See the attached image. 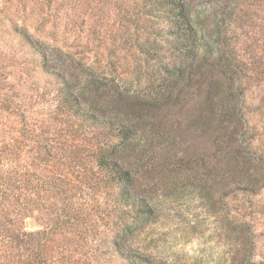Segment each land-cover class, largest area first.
Wrapping results in <instances>:
<instances>
[{"label": "rangeland", "instance_id": "rangeland-1", "mask_svg": "<svg viewBox=\"0 0 264 264\" xmlns=\"http://www.w3.org/2000/svg\"><path fill=\"white\" fill-rule=\"evenodd\" d=\"M44 1L0 0V150H30L21 138L30 118L45 139L59 125L49 111L58 86L42 72L40 58L22 36L38 38L29 26L36 20L30 9ZM50 1L46 33L54 26L56 34L49 44L69 53L59 57V65L68 61L67 75L75 85L97 75L111 87L151 91L137 76L155 67L145 65L138 52L145 39L132 25L138 1ZM185 2L201 38L200 65L176 107L147 115L146 128L172 133L173 146L150 153L154 168L139 180L143 194L154 200L156 217L133 248L169 264H264V190L245 191L264 177L257 168L264 164V0ZM220 32L218 43L214 37ZM224 51L238 81L230 89L219 59ZM230 100L234 104L225 112ZM100 109L109 116L118 111L107 103ZM231 116L240 118V125L233 124L237 130H220L219 121ZM24 226L39 231L38 215ZM94 256L95 264H123L111 253Z\"/></svg>", "mask_w": 264, "mask_h": 264}, {"label": "trees", "instance_id": "trees-1", "mask_svg": "<svg viewBox=\"0 0 264 264\" xmlns=\"http://www.w3.org/2000/svg\"><path fill=\"white\" fill-rule=\"evenodd\" d=\"M135 1L139 10L132 25L145 37L138 52L145 65L155 64L151 72H137L151 86L146 94L120 84L111 87L97 75L75 85L67 75L68 61L59 65V57L69 53L49 44L56 34L54 26L46 33L52 2L31 7L36 20L29 26L38 38L28 32L22 36L40 58L42 72L58 86L49 111L59 125L45 139L30 118L29 129L21 134L30 150H0V264H95V254L109 253L123 264H169L133 248L140 231L156 217L154 200L143 194L139 180L154 168L150 153L173 146L172 133L147 129L145 121L150 113L176 107L181 89L194 81L201 38L185 0ZM221 37L220 32L214 38L219 43ZM219 59L229 89L234 88L238 81L227 51ZM104 103L118 111L103 113ZM233 104L230 100L225 112ZM236 122L240 125V118L231 116L217 126L226 131ZM243 164L244 170L251 161ZM257 168L264 171V164ZM262 190L264 177L245 189L252 194ZM35 214L41 229L27 232L24 221Z\"/></svg>", "mask_w": 264, "mask_h": 264}]
</instances>
